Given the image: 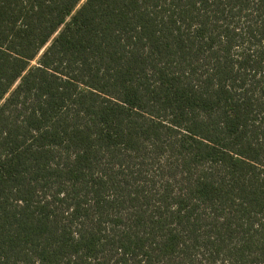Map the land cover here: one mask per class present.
<instances>
[{"label":"trees","instance_id":"16d2710c","mask_svg":"<svg viewBox=\"0 0 264 264\" xmlns=\"http://www.w3.org/2000/svg\"><path fill=\"white\" fill-rule=\"evenodd\" d=\"M80 2L0 0V264H264V0Z\"/></svg>","mask_w":264,"mask_h":264},{"label":"snow or ice","instance_id":"6c2138e0","mask_svg":"<svg viewBox=\"0 0 264 264\" xmlns=\"http://www.w3.org/2000/svg\"><path fill=\"white\" fill-rule=\"evenodd\" d=\"M186 3H195L197 7H199V4L197 3V0H185ZM200 3H213V0H199ZM216 2H219V0H216ZM67 191V190H64ZM70 195V193H69Z\"/></svg>","mask_w":264,"mask_h":264},{"label":"rangeland","instance_id":"374dc122","mask_svg":"<svg viewBox=\"0 0 264 264\" xmlns=\"http://www.w3.org/2000/svg\"><path fill=\"white\" fill-rule=\"evenodd\" d=\"M83 1H84V0H81V2H83ZM81 2H80V3H81ZM34 63H35V60L31 62V65H33Z\"/></svg>","mask_w":264,"mask_h":264}]
</instances>
